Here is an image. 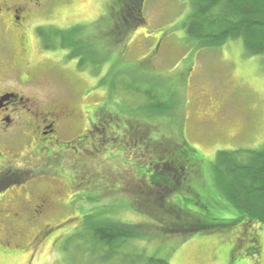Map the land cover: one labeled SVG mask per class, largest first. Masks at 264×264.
I'll return each mask as SVG.
<instances>
[{
    "label": "rangeland",
    "instance_id": "rangeland-1",
    "mask_svg": "<svg viewBox=\"0 0 264 264\" xmlns=\"http://www.w3.org/2000/svg\"><path fill=\"white\" fill-rule=\"evenodd\" d=\"M114 6L115 0H50L38 17L58 28L85 25L83 32L94 33L107 48L99 65L85 68L59 49L54 57L58 65H51L50 72L43 69L39 78L50 97L83 115V129L89 126L88 114L107 130L94 128L89 136L80 126L76 131H61L62 140L71 145L63 151L41 141L37 133L32 134L37 137L34 143L17 135L9 143L8 154V149L0 150L8 157L0 155V168L11 163L19 181L20 172L33 175L29 190L41 192L64 180L65 197L71 199L64 207L51 209L41 223L27 226L29 233L17 243L0 235V264H120L102 261L103 250L91 249L95 245L91 227L106 219L148 226L149 234L133 239L130 250L169 264H234L225 250L238 237L242 250L258 240L264 264V226L242 224L229 233L215 227L219 219L235 218L241 212L217 190L213 171L218 150L264 145L263 57L247 53L241 40L200 47L184 26L191 0H145V23L123 38L119 32H108ZM31 42L36 60H41L33 36ZM53 69L62 70L66 79L57 78ZM154 102L173 109L152 111L149 106ZM211 109L218 111L216 124H209L204 115ZM79 136L85 138L79 141ZM179 138L203 156L206 176H190L174 197L209 214L214 225L207 232L187 236L162 233L155 219L156 200L163 198L159 192L167 189L154 184L158 170L153 162L168 148L175 155ZM19 183L15 191L21 189ZM176 198L171 196L170 201ZM44 223L53 228L39 242L41 238L36 240L34 235ZM252 235L257 236L255 242ZM253 258L243 255L238 264H253ZM136 264L160 263L141 259Z\"/></svg>",
    "mask_w": 264,
    "mask_h": 264
},
{
    "label": "trees",
    "instance_id": "trees-1",
    "mask_svg": "<svg viewBox=\"0 0 264 264\" xmlns=\"http://www.w3.org/2000/svg\"><path fill=\"white\" fill-rule=\"evenodd\" d=\"M144 1L115 0L112 14L109 15L111 26L108 32H119L123 38L130 30L145 23ZM184 26L188 36L195 39L200 47H221L230 41L241 40L247 53L261 55L264 61V0H191V11ZM84 27L77 24L65 29L51 25L42 28L43 45L48 50H66L67 58L76 59L78 67L99 65L108 50L97 35L84 33ZM149 109L165 113L173 107L154 102ZM180 141L175 155L168 148L164 150L166 154H158V160L153 162L154 169L158 170L154 175L157 178L154 184L166 185L165 190H168L159 192L163 198L156 200L157 217L161 215L155 219L162 233L187 236L207 232L214 225L209 223V214L188 207L183 203V198L174 197L190 176H206L205 169L201 175L191 169L203 161L202 155L187 142ZM159 169L163 170L159 172ZM213 169L217 190L229 205L241 212L235 218L219 219L215 227L229 233L242 224L251 227L258 223L264 226V145L259 148L218 150ZM166 171L169 172L167 175ZM171 196L176 201H170ZM212 201L215 202L214 198ZM203 208L208 206L204 205ZM166 215L170 217L167 219ZM148 234L149 227L146 225H129L106 219L91 227L90 235L95 241L91 249L95 251L93 248L96 246L103 250L104 254L100 257L105 262L113 260L120 264H136L138 260L145 259L149 263L169 264L165 259L130 250L133 239L144 238ZM253 236L251 242L257 240V236Z\"/></svg>",
    "mask_w": 264,
    "mask_h": 264
},
{
    "label": "flooded vegetation",
    "instance_id": "flooded-vegetation-1",
    "mask_svg": "<svg viewBox=\"0 0 264 264\" xmlns=\"http://www.w3.org/2000/svg\"><path fill=\"white\" fill-rule=\"evenodd\" d=\"M49 1L0 0V150L8 149L7 154L10 151V141L15 142L17 135L30 137L34 143L37 137L32 134L37 133L41 141L51 143L55 147L60 146L59 150L63 151L71 145L68 146V143L62 140V136L59 135L61 131H76L80 126L82 133L87 136L94 128L107 130L103 124V127L99 125L97 118L91 120L92 117L88 114L86 117L89 126L83 129L82 122L85 121V118L82 120L83 115L73 107L59 102L55 96L50 97L43 83L39 81L43 69L50 72L51 65H58L54 59L58 50L46 49L41 36V29L50 25L38 18L47 8ZM31 36L35 38L37 50L42 56L41 60H36ZM60 71L53 69L51 72L57 78L65 80L66 77ZM217 112L214 109L204 112L209 124L219 122ZM85 136H79L78 140H83ZM122 137L127 138L124 131ZM51 152L49 150L48 153ZM3 154L5 153H0L5 160L8 159L7 155ZM201 157L203 161L191 167L200 175L204 170L202 166L204 158ZM11 167L12 164L9 163L0 168V235L11 243H17L29 233V229L26 231L27 226L41 223L51 209L58 205L64 207L71 199L67 200L65 197L67 186L64 180H59L58 185L37 192L36 188L35 190L28 188V182L32 180L33 175L26 173L27 176H22L24 172H20L23 179L19 181L21 178L16 176L17 172ZM42 175L44 174H39ZM18 183L21 191H15ZM47 225L49 224L44 223L43 228L34 235L36 240L41 238L39 242L44 240L46 238L44 235L53 228ZM240 240L238 237L229 241L225 250L229 261L238 264L240 257L251 255L254 257L253 264H261L263 252L262 246L257 244L258 240L254 246L244 247L243 250L239 248ZM252 248L254 250L251 254Z\"/></svg>",
    "mask_w": 264,
    "mask_h": 264
}]
</instances>
